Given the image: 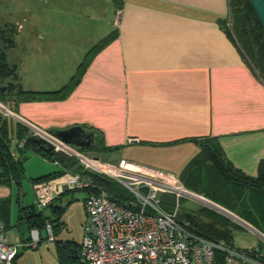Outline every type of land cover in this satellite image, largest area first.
Listing matches in <instances>:
<instances>
[{"label":"crops","instance_id":"obj_1","mask_svg":"<svg viewBox=\"0 0 264 264\" xmlns=\"http://www.w3.org/2000/svg\"><path fill=\"white\" fill-rule=\"evenodd\" d=\"M119 2L117 22H113L117 35L93 55L65 99L11 101L14 111L8 110L41 130L81 126L95 131L105 146L119 148L104 157L109 163L123 159L177 178L198 152L190 140L214 137L235 169L255 177L264 160V81L243 61L220 24L229 18L228 1ZM81 61L76 62L75 71ZM75 71L55 83L38 85L28 80L23 92L57 91ZM113 154L119 158L113 159ZM92 156L103 160L97 154ZM44 161L52 166L48 174L61 170L58 163ZM11 186H0V200H9L8 219L1 222L7 233L9 228H18V241L9 243L28 244L30 235L26 236L25 226L18 220L20 206H28L23 203L25 194L22 186L14 185L17 192L12 199ZM13 203L18 210L16 219ZM44 233L40 234L43 239L47 237ZM42 244V248H30L32 252L18 249L21 255L16 264H44L52 242ZM27 255H38V260L34 256L27 259Z\"/></svg>","mask_w":264,"mask_h":264},{"label":"trees","instance_id":"obj_2","mask_svg":"<svg viewBox=\"0 0 264 264\" xmlns=\"http://www.w3.org/2000/svg\"><path fill=\"white\" fill-rule=\"evenodd\" d=\"M231 29H226L227 20L220 22L227 37L237 47L243 61L250 68L258 71V76L264 81V46L262 42V27L252 9L249 0H227ZM116 7L120 6L119 0H113ZM17 33L15 25H3L0 29V103L23 102L26 100H62L65 99L74 87L79 83L90 59L100 51L109 41L117 35L114 30L110 35L94 45L84 56L82 62L76 68L66 85L57 91L50 93H26L19 86L14 91L6 92L1 88L7 83H20L17 75V66L7 61L6 52L15 47L14 37ZM256 72V71H255ZM13 98L15 100H13ZM13 122V123H12ZM25 139L23 148L16 149L13 141ZM198 152L187 163L178 175L180 183L191 193L207 199L219 207L233 213L241 220L249 224L256 231L264 235V160L258 165L257 175L250 177L235 169L226 159L217 138L205 137L192 139ZM82 152L94 153L104 157L118 151V147H107L102 143L101 137L91 148H80ZM16 153V154H15ZM32 153L35 156L51 162L58 163L61 170L48 175L32 179L31 182H45L55 179L66 172L79 173L90 176L93 184L92 191H104L109 197L118 202H130L132 196L118 182L100 175L84 172L74 158H67L54 153L41 144L37 138L28 136V129L19 122L6 120L0 116V186L20 187L24 179L23 161L20 155ZM106 161V160H105ZM68 193V192H65ZM64 193V194H65ZM58 200V199H57ZM56 200V201H57ZM173 196L161 195L162 208L168 211L171 207ZM56 201L51 204L50 214L45 211L37 212L34 205L20 206L18 220L24 224L29 234L31 230H37L39 242L47 241V237L41 238L49 224L52 230L53 243L58 264H82L79 257V243L73 241H56L55 237L63 226L61 218L65 208L56 206ZM9 200H0V219L5 224L9 214ZM198 213L190 216H179L199 231L203 236L212 240L223 241L227 245L232 244L231 229L238 228L232 220L224 215L207 208H200ZM6 226V225H5ZM30 249V248H26ZM240 249V248H239ZM72 250H76L73 253ZM245 250L246 249H241ZM254 258L264 264V245L252 249ZM21 253H18L12 264H16ZM216 264H223V254H216Z\"/></svg>","mask_w":264,"mask_h":264},{"label":"built area","instance_id":"obj_3","mask_svg":"<svg viewBox=\"0 0 264 264\" xmlns=\"http://www.w3.org/2000/svg\"><path fill=\"white\" fill-rule=\"evenodd\" d=\"M17 121L28 129L29 137L43 139L52 146L54 153L76 159L84 172L118 182L132 196L130 202L121 203L104 191H92L91 177L79 173L66 172L55 179L33 184V205L37 212L45 211L65 192L85 193V220L78 248L82 264H216L219 252L223 254V264H260L252 249L245 251L223 241L206 238L179 217L178 200L182 197L197 199L177 177L123 159L113 164L86 155L46 130L19 118ZM132 141L128 140V143ZM13 142L16 149H21L25 139ZM161 195L174 197V212L161 207ZM210 206L222 212L220 207ZM45 232L46 243L52 242L49 224ZM6 233L0 220V264H12L18 249L34 248L39 242L35 229L29 233L28 244H11Z\"/></svg>","mask_w":264,"mask_h":264},{"label":"rangeland","instance_id":"obj_4","mask_svg":"<svg viewBox=\"0 0 264 264\" xmlns=\"http://www.w3.org/2000/svg\"><path fill=\"white\" fill-rule=\"evenodd\" d=\"M116 8L113 0H0V25L14 24L17 29L14 37L15 47L7 52L8 54L6 53L7 61L17 66L20 83L16 84H19L24 91L28 80L30 84L36 83L38 85L42 82L44 84L47 82L55 83L68 74H72L77 66L76 62L83 60V56L90 47L114 31L113 22L116 23L118 18V14L115 16ZM224 27L227 30L231 29L229 18ZM254 70L258 74V71ZM8 108L14 111L8 102L0 103V116H4L3 118L6 120L8 118L15 120L9 115ZM83 153L89 156L93 155V153ZM111 157L118 159L119 155L113 154ZM20 159L23 161L24 169L21 193L24 192L25 194L23 197L24 205L29 206L34 201L31 180L47 175L52 171V166L40 157L31 156L30 153L20 155ZM5 189L8 192V188ZM16 192L17 188L12 185L9 188V193L13 196L12 199H15ZM83 199L84 193L75 191L66 194L62 201H59L58 205L66 207V211L62 220L63 226L55 237L56 241L62 239L74 243L79 240V243L81 242V224L84 222ZM172 202L167 212L176 210L175 201ZM208 203L182 197L178 200V215L193 216L198 213L200 208L204 207L232 220L210 206V204L216 205ZM13 204L12 209L16 219L18 210L17 205ZM216 207L219 208V206ZM48 211L50 210L48 209ZM232 221L238 225V228L233 227L231 229L234 247L251 250L264 245L262 237L238 224L237 221ZM14 223H16L15 220ZM25 233L27 236V231ZM6 234L11 243L18 241V228L16 226L9 228ZM42 247L43 244H40L39 248ZM50 249L51 253L44 255L43 263L58 264L53 242L50 244ZM25 252L32 251L27 249L23 253ZM33 256L34 260L37 261L38 255H27L26 258L31 259Z\"/></svg>","mask_w":264,"mask_h":264},{"label":"water","instance_id":"obj_5","mask_svg":"<svg viewBox=\"0 0 264 264\" xmlns=\"http://www.w3.org/2000/svg\"><path fill=\"white\" fill-rule=\"evenodd\" d=\"M249 3L254 10L258 21L262 27V42L264 46V0H249ZM20 85L15 84L12 82L7 83L5 86L1 88L2 91L10 92L17 89ZM49 134L57 138L58 140L70 144L77 149L80 148H91L93 147L99 140V134L95 131H87L81 126H72L65 130H46ZM38 141L43 144L47 149L52 150V146H50L46 141L43 139H38ZM197 200L202 201L203 203H208L203 200L201 197L194 196ZM209 204V203H208ZM211 205V204H210ZM215 207V206H214ZM219 209V208H218ZM225 215L229 216L232 220L237 221L238 224L242 225L243 227L249 229L250 231L256 233L258 236L264 239V235L256 231L253 227L249 224L243 222L239 218L219 209ZM73 253H76V250H72Z\"/></svg>","mask_w":264,"mask_h":264},{"label":"bare ground","instance_id":"obj_6","mask_svg":"<svg viewBox=\"0 0 264 264\" xmlns=\"http://www.w3.org/2000/svg\"><path fill=\"white\" fill-rule=\"evenodd\" d=\"M9 115H10L11 117L15 118L16 120H18V119L16 118V116H15L12 112H10Z\"/></svg>","mask_w":264,"mask_h":264},{"label":"flooded vegetation","instance_id":"obj_7","mask_svg":"<svg viewBox=\"0 0 264 264\" xmlns=\"http://www.w3.org/2000/svg\"><path fill=\"white\" fill-rule=\"evenodd\" d=\"M4 24H2V25H0V29H1V26H3ZM10 25H14V24H10ZM5 26V25H4ZM8 52H10V51H8ZM7 53V52H6ZM8 54V53H7Z\"/></svg>","mask_w":264,"mask_h":264}]
</instances>
